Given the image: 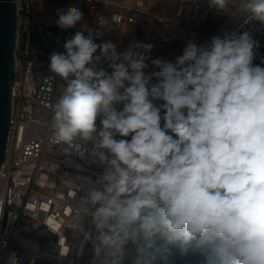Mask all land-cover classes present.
<instances>
[{"label":"clouds","instance_id":"1","mask_svg":"<svg viewBox=\"0 0 264 264\" xmlns=\"http://www.w3.org/2000/svg\"><path fill=\"white\" fill-rule=\"evenodd\" d=\"M232 3L209 0V7L227 12ZM240 11L264 25V0H240ZM82 19L70 7L56 25L69 29ZM258 46L247 31L215 36L207 47L189 42L174 63L153 59L158 71L148 73L151 44L133 42L117 53L111 41L97 44L91 33L77 31L65 53L50 55L49 70L66 81L52 105L50 142L92 141V155L104 165L77 206L98 233L76 225L92 241L94 264H121L129 245L139 256L172 245L205 264H264ZM101 58L110 73L98 67ZM157 240L163 245L156 247ZM6 264H20L15 252Z\"/></svg>","mask_w":264,"mask_h":264},{"label":"built area","instance_id":"2","mask_svg":"<svg viewBox=\"0 0 264 264\" xmlns=\"http://www.w3.org/2000/svg\"><path fill=\"white\" fill-rule=\"evenodd\" d=\"M204 1L183 0L178 11L179 19L170 20L155 13L144 4V0L57 1L45 13L40 11V0H16V79L12 86L6 158L0 166V264H6L12 252L16 253L20 264H42L44 255L53 257L54 264H63L76 250L80 262L86 249L91 250L88 264H94L92 241L86 240L76 225L78 223L80 228L90 231L93 236L98 233L91 217L81 215L77 206L85 195L88 181H96L103 173L104 165L92 155V141L77 137L73 143L78 147L50 142L52 105L66 87V81L49 70L50 55L54 51L65 53L64 43L77 31L84 35L91 33L97 44L108 42L104 36L118 38L133 26L154 21L162 25L164 32L188 33ZM80 5L84 9H80ZM70 7L78 8L83 13V19L72 29H60L56 25L58 13ZM229 10L231 16L227 26L213 37L224 38L233 33L250 32L259 45L254 49L253 63L264 67V25L240 11V0H233ZM83 21L86 22L84 28ZM115 46L117 53L128 48ZM147 55L148 73L158 71L151 64L153 59L174 63L177 57L155 49ZM108 64L101 58L98 67L110 73ZM155 82L153 79L152 83ZM153 103L160 106L164 102L154 100ZM116 107L122 110L123 105ZM96 124L99 129V118ZM168 134L176 138L174 133ZM125 139L130 140L131 137ZM18 237L33 245L30 252L23 254L16 244ZM163 243L157 240L156 247ZM159 253L150 251L139 256L135 246L129 245L121 264H151Z\"/></svg>","mask_w":264,"mask_h":264},{"label":"rangeland","instance_id":"3","mask_svg":"<svg viewBox=\"0 0 264 264\" xmlns=\"http://www.w3.org/2000/svg\"><path fill=\"white\" fill-rule=\"evenodd\" d=\"M182 1L144 0V4L151 7L157 14H161L170 20H178V11ZM55 2L40 0V11L42 13L48 12ZM230 16V10L227 12L218 11L215 8L209 7V0H205L202 9L197 14L196 20L191 23L188 33L164 32L162 25L154 21L147 25L133 26L118 38H112L111 36H104L103 38L108 39L114 45L122 47H129L130 44L137 41L151 44L153 46L152 49L162 50L178 57L183 54V49L189 42H195L198 46H208L211 43L213 35L229 21ZM82 26L83 28L86 27V22L83 21ZM98 52L99 49L97 50ZM16 244L23 250V254L30 252L33 246L22 237H18ZM90 251V249L84 250L79 262L78 250H76L73 256L63 264H88ZM37 264L40 263L37 262Z\"/></svg>","mask_w":264,"mask_h":264},{"label":"water","instance_id":"4","mask_svg":"<svg viewBox=\"0 0 264 264\" xmlns=\"http://www.w3.org/2000/svg\"><path fill=\"white\" fill-rule=\"evenodd\" d=\"M16 0H0V166L6 158L11 125L12 86L16 79Z\"/></svg>","mask_w":264,"mask_h":264},{"label":"trees","instance_id":"5","mask_svg":"<svg viewBox=\"0 0 264 264\" xmlns=\"http://www.w3.org/2000/svg\"><path fill=\"white\" fill-rule=\"evenodd\" d=\"M60 2H77L78 0H50ZM80 9H84L80 5ZM88 36V34H85ZM168 251L166 253H159L156 260L151 264H205L204 259L197 253L189 252L187 255H181L178 248L172 245L167 246ZM55 259L49 255H44L41 258L42 264H54Z\"/></svg>","mask_w":264,"mask_h":264},{"label":"bare ground","instance_id":"6","mask_svg":"<svg viewBox=\"0 0 264 264\" xmlns=\"http://www.w3.org/2000/svg\"><path fill=\"white\" fill-rule=\"evenodd\" d=\"M167 18V17H166ZM167 19H169V18H167ZM227 22L225 23V25H223L218 31H220V30H223L226 26H227ZM214 36V35H213Z\"/></svg>","mask_w":264,"mask_h":264}]
</instances>
